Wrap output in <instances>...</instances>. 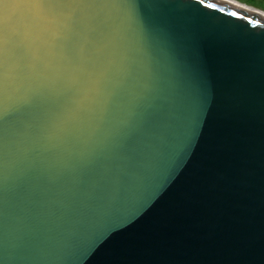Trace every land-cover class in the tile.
Returning a JSON list of instances; mask_svg holds the SVG:
<instances>
[{
  "label": "snow or ice",
  "instance_id": "obj_1",
  "mask_svg": "<svg viewBox=\"0 0 264 264\" xmlns=\"http://www.w3.org/2000/svg\"><path fill=\"white\" fill-rule=\"evenodd\" d=\"M178 2L201 7L174 31L165 66L137 15L142 0H0L17 9L0 7V184L18 171L71 193L53 201L65 210L66 264L143 208L200 135L217 45L207 10L224 9Z\"/></svg>",
  "mask_w": 264,
  "mask_h": 264
},
{
  "label": "water",
  "instance_id": "obj_2",
  "mask_svg": "<svg viewBox=\"0 0 264 264\" xmlns=\"http://www.w3.org/2000/svg\"><path fill=\"white\" fill-rule=\"evenodd\" d=\"M224 12L208 25L217 40L211 57L209 111L174 176L131 219L115 223L78 264H261L264 259V11L237 0H208ZM6 14L12 3L0 5ZM198 5L142 0L137 15L149 26L167 64L174 31ZM237 12V16H231ZM125 16H129L124 10ZM259 21V23H253ZM129 23H133L129 19ZM169 133L186 124L177 109ZM71 193L43 182L22 183L10 171L0 184V264H66L65 210ZM87 247L89 239L82 238Z\"/></svg>",
  "mask_w": 264,
  "mask_h": 264
},
{
  "label": "rangeland",
  "instance_id": "obj_3",
  "mask_svg": "<svg viewBox=\"0 0 264 264\" xmlns=\"http://www.w3.org/2000/svg\"><path fill=\"white\" fill-rule=\"evenodd\" d=\"M237 1L264 11V0H237Z\"/></svg>",
  "mask_w": 264,
  "mask_h": 264
},
{
  "label": "bare ground",
  "instance_id": "obj_4",
  "mask_svg": "<svg viewBox=\"0 0 264 264\" xmlns=\"http://www.w3.org/2000/svg\"><path fill=\"white\" fill-rule=\"evenodd\" d=\"M242 3V2H241Z\"/></svg>",
  "mask_w": 264,
  "mask_h": 264
}]
</instances>
